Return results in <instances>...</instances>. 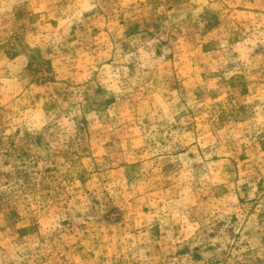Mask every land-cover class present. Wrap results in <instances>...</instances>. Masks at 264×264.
Masks as SVG:
<instances>
[{"label":"rangeland","instance_id":"1","mask_svg":"<svg viewBox=\"0 0 264 264\" xmlns=\"http://www.w3.org/2000/svg\"><path fill=\"white\" fill-rule=\"evenodd\" d=\"M0 264H264V0H0Z\"/></svg>","mask_w":264,"mask_h":264}]
</instances>
